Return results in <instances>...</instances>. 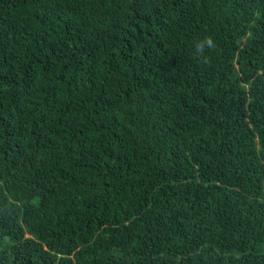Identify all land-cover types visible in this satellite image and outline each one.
Returning a JSON list of instances; mask_svg holds the SVG:
<instances>
[{"label":"trees","instance_id":"trees-1","mask_svg":"<svg viewBox=\"0 0 264 264\" xmlns=\"http://www.w3.org/2000/svg\"><path fill=\"white\" fill-rule=\"evenodd\" d=\"M0 264H264V0H0Z\"/></svg>","mask_w":264,"mask_h":264},{"label":"clouds","instance_id":"clouds-1","mask_svg":"<svg viewBox=\"0 0 264 264\" xmlns=\"http://www.w3.org/2000/svg\"><path fill=\"white\" fill-rule=\"evenodd\" d=\"M206 42L208 43V45H209L210 47L212 46V41H211L210 38H207V39H206Z\"/></svg>","mask_w":264,"mask_h":264}]
</instances>
